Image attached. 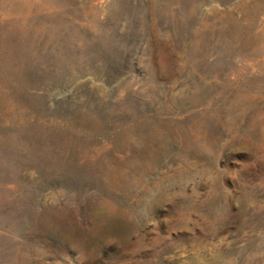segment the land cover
I'll use <instances>...</instances> for the list:
<instances>
[{"label":"rangeland","instance_id":"374dc122","mask_svg":"<svg viewBox=\"0 0 264 264\" xmlns=\"http://www.w3.org/2000/svg\"><path fill=\"white\" fill-rule=\"evenodd\" d=\"M0 264H264V0H0Z\"/></svg>","mask_w":264,"mask_h":264}]
</instances>
